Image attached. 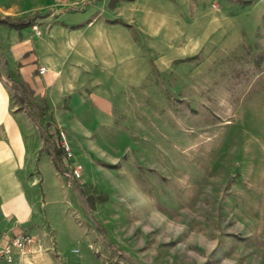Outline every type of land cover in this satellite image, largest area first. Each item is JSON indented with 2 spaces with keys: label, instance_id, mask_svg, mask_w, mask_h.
I'll use <instances>...</instances> for the list:
<instances>
[{
  "label": "rangeland",
  "instance_id": "obj_1",
  "mask_svg": "<svg viewBox=\"0 0 264 264\" xmlns=\"http://www.w3.org/2000/svg\"><path fill=\"white\" fill-rule=\"evenodd\" d=\"M168 1L123 10L146 70L88 139L80 229L55 235L53 264H264V0ZM108 4L0 0V19L35 33ZM21 28L0 24V68Z\"/></svg>",
  "mask_w": 264,
  "mask_h": 264
},
{
  "label": "crops",
  "instance_id": "obj_2",
  "mask_svg": "<svg viewBox=\"0 0 264 264\" xmlns=\"http://www.w3.org/2000/svg\"><path fill=\"white\" fill-rule=\"evenodd\" d=\"M109 2L105 19L61 11L40 31L21 28L8 44V66L0 68V245L15 234L31 239L0 264H53L48 252L59 251L55 235L62 227L80 229L77 179L63 174L58 131L71 158L87 164L88 139L102 138L100 126L112 120L111 100L145 73L123 11L128 0Z\"/></svg>",
  "mask_w": 264,
  "mask_h": 264
},
{
  "label": "built area",
  "instance_id": "obj_3",
  "mask_svg": "<svg viewBox=\"0 0 264 264\" xmlns=\"http://www.w3.org/2000/svg\"><path fill=\"white\" fill-rule=\"evenodd\" d=\"M42 26L43 25L40 23L37 25V28L41 29ZM43 69V66H38L37 71L42 72ZM58 147L60 148L67 165V169L63 171V174L71 176L74 179H79L82 164L71 158V148L67 137L62 130L58 131ZM30 239V235L26 233L11 236L2 245H0V258L5 261H9L11 259V249L13 247L24 248V246L30 242Z\"/></svg>",
  "mask_w": 264,
  "mask_h": 264
},
{
  "label": "trees",
  "instance_id": "obj_4",
  "mask_svg": "<svg viewBox=\"0 0 264 264\" xmlns=\"http://www.w3.org/2000/svg\"><path fill=\"white\" fill-rule=\"evenodd\" d=\"M110 1H112V0H110ZM245 1H248V0H245ZM108 6L109 7L111 6V2H109ZM3 23H5L8 27H12L14 29H19L25 25L24 22H21V21H16V23L13 24L12 22H6L5 19L1 18L0 24H3Z\"/></svg>",
  "mask_w": 264,
  "mask_h": 264
}]
</instances>
